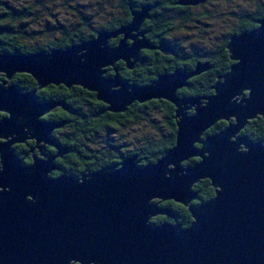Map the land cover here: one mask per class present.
Returning <instances> with one entry per match:
<instances>
[{
    "label": "water",
    "instance_id": "1",
    "mask_svg": "<svg viewBox=\"0 0 264 264\" xmlns=\"http://www.w3.org/2000/svg\"><path fill=\"white\" fill-rule=\"evenodd\" d=\"M150 10L132 11L131 22L119 30L66 50L0 54L2 80L25 74L40 88L80 87L107 106L102 113L123 114L134 103L165 100L175 105L177 120L174 147L154 164L139 167L127 158L80 178L52 177L63 150L50 138L57 126L42 119L61 105L1 85L0 113L6 117L0 119V264H264V142L240 135L249 121L264 119V19L230 38L233 65L201 105L178 98L177 91L205 72V64L190 73L160 75L143 87L117 71L106 77V68L122 61L132 70L140 52L153 49L139 32ZM118 36V45L110 47ZM219 121L228 126L204 136ZM30 139L54 146L58 154L25 165L14 146ZM191 159L198 161L183 165ZM202 180L211 182L215 196L189 208L190 227L150 223L157 216L174 217L154 201L188 206Z\"/></svg>",
    "mask_w": 264,
    "mask_h": 264
},
{
    "label": "trees",
    "instance_id": "2",
    "mask_svg": "<svg viewBox=\"0 0 264 264\" xmlns=\"http://www.w3.org/2000/svg\"><path fill=\"white\" fill-rule=\"evenodd\" d=\"M55 1L57 0H0V54L32 56L39 52L49 54L54 50H66L72 46L96 38L100 32H113L119 30L131 20L129 16L131 7V9L136 10L138 7L145 5L137 0H119L116 2L117 7L112 10L110 9L108 12H99L101 10L95 9L94 13H90L86 5L82 6L79 4V6L82 7L75 8L77 12L76 22H72V24L68 26L63 22V24H58V27L54 26L55 28L44 26L43 30H37L40 28V26H38L34 29L36 30L35 33H32V30L28 32L26 30L28 23L25 20L32 15L33 11H37L36 19H39V11H41L39 9H46L48 5L51 6ZM72 1L73 0L66 1L68 7H70L68 2L73 5ZM180 1L181 0H163L164 5H166V10L160 12L154 10L152 13V17H154L156 22L155 26L162 25V29L165 28L164 31L167 32L166 37L170 36V39L162 36V43L160 41L154 43V45L162 47V57L155 56V54L154 57H147L141 53L134 70H128L124 62L117 63L116 67L118 68V73L121 78L129 84L143 87L153 83L161 74L169 75L175 71L190 73L193 72L198 65L205 64L208 66L205 72L189 79V81H187V86L177 91L178 98L198 100L201 105H204L206 99L214 94L213 87L215 84L224 79L233 65L227 49L230 38L258 27L257 22L264 19V0H254V2L248 3L247 6L237 9L231 8V10L222 13L221 17L225 16L224 19L229 21L226 32L217 37V40L210 44L211 46L209 45L203 48L197 45H193L189 48L185 47L180 43V40L176 37L177 35L173 36L174 28L175 25H177L176 27H178L180 31L192 20L199 22L201 18L213 16L214 12L197 14L192 10L190 11L184 8L178 10L174 9L179 6L178 3ZM149 2H151L150 5L157 3L155 0L148 1V3ZM226 3L231 5L232 0H227ZM204 4H202V6ZM193 16L197 17V19L193 18ZM38 24L41 25V23ZM54 29H57L60 35H54ZM36 33L41 36H46L47 34L45 33H52L51 35H53L52 37L54 40L40 47H29L24 40H26V37L36 35ZM117 44L118 42L114 41L112 45L116 46ZM166 48H168L174 56L170 58L164 56L163 52ZM153 63L155 65L152 68ZM113 75L114 71L111 70V74L107 76L112 77ZM3 77L4 79L1 80L0 86L13 85L22 92L27 93H34L33 91H36L39 100L58 103L62 107H67L70 113L62 111V114H60L61 112L56 114L61 117V120L59 119L60 124H63L65 118H73L74 116L88 118L86 121L92 122L90 118L102 113L107 107L97 100L95 93L88 92L80 87L68 89L64 86L50 85L45 88H40L38 83L29 75L17 74L10 80H7L4 75ZM187 114L193 115L194 108L188 110ZM152 115L161 116L164 119V132L160 135H156V137L140 138L136 141L135 149H132L134 147L129 149L124 145V139L120 140L119 146L118 142L112 143V141H108L105 142V145L102 142L103 157L112 160L109 166L117 167L123 160L135 158V162L138 166L144 167L147 164H154L161 159L166 152L175 145L177 132L176 107L165 100H152L143 104L134 103L128 108L127 112L123 114L103 113V120L99 121V124L101 123V127L107 132H109L107 129L109 127L106 125V118L111 117L116 119L117 125L113 128L117 131L126 121L133 124L142 121L149 123V118L152 117ZM0 118H2V115H0ZM55 121L59 122L57 120ZM231 122H233V120H231ZM107 123H109V120ZM227 126V122L219 121L208 129L204 136L216 135ZM165 131L167 132L165 133ZM71 132L72 134L70 137H73L75 133V137L73 138H76V133H78V131L73 130ZM240 135L247 137L254 143H263L264 119L257 117L249 121L240 132ZM106 143L108 144L106 145ZM16 147L17 146H15V148ZM116 147H119V150L117 149L118 151ZM196 147L200 146L196 145ZM28 148L31 149V145H28ZM28 150L22 151L21 153L20 151H16V154L20 159L25 158L26 160V154L29 152ZM75 151L77 153V150ZM197 161L198 159H191L183 165H191ZM25 163L29 164L27 160ZM61 173H63V171H54L52 177H58ZM193 192L196 195V199L188 206L175 203L174 201H154V203H158L161 208L169 209L174 217L158 216L152 218L150 223L154 226L169 223L181 226L184 229L190 227L193 219L189 208L198 207L211 200L215 196V188L209 180H202L193 186Z\"/></svg>",
    "mask_w": 264,
    "mask_h": 264
},
{
    "label": "flooded vegetation",
    "instance_id": "3",
    "mask_svg": "<svg viewBox=\"0 0 264 264\" xmlns=\"http://www.w3.org/2000/svg\"><path fill=\"white\" fill-rule=\"evenodd\" d=\"M118 1L119 0H116V2H118ZM137 1L142 3V4H145V5L138 7V9H136V10L131 9L132 7L130 8L129 16L131 17V20H132V15H131L132 11H135V12L140 11L142 9V7H150L151 8V10L149 12V18L146 19L142 23L139 32L143 35L144 39L147 41L149 46L153 49L142 50L140 52V55L142 53L147 57H154V54H155V56H161L162 57V47L154 45V43H156L158 41H160L162 43V36L166 37L167 32L164 31L165 28L162 29V25L161 26H155L156 22H155L154 17H152V13L154 10H157L158 12H160L162 10H166V8H165L166 5H164L163 0H155V1H157V3L151 4V5H150L151 2L148 3V1H151V0H137ZM116 2L114 4L113 8L117 7ZM194 7H197V6L184 7V6L179 5L177 8H174V9L178 10V9L184 8L186 10L191 11V10H193ZM131 20L129 21V23L131 22ZM176 26L177 25H175L173 36H175L179 33V30H178L179 28ZM180 31H182V30H180ZM166 38L170 39V36H167ZM121 39H122V36H118L117 38L111 39L109 42L110 47H115L112 45L113 42L117 41L119 43V41ZM182 42H185V41H180V43H182ZM131 43L132 42L130 40H128V44H131ZM163 55L167 56L169 58L171 56H174L172 52H170L169 54L166 53V50H164ZM119 62H122V61H119ZM119 62H117V63H119ZM117 63H115L113 67L106 68V77H109L107 75L111 74V70L114 71V75H115L116 71L118 73V68L116 67ZM154 65L155 64L153 63L152 68ZM135 66H136V64H135ZM135 66H134V69H135ZM134 69H132V70H134ZM132 70H130V71H132ZM118 75H119V73H118ZM120 78H121V76H120ZM121 79L124 80L123 78H121ZM62 111L65 113L66 112L70 113L69 110L67 109V107H62V106L58 107L57 106L50 113L45 115L42 119L45 122H49V123L53 124L54 126H57V127H54L50 133V138H51L52 142L55 145H57L60 149L63 150V155L61 157H56L54 160L55 166L59 169L57 171H63V173H61V175H67V176H73L75 178H80L82 175H86V174H90L92 172L99 171L102 168L112 167V166H109V164H111L110 162H112V160L111 159L108 160L107 157H103L102 141H96L97 136H98L97 134H99L98 132L103 131V128L101 127L102 126L101 123L99 124V121L103 120V118H102L103 113L102 114L99 113V114L93 116L92 118H90L92 122H87L86 120H88V118L75 117V116L73 118H69V117L65 116L69 119L65 118L63 120L64 121L63 124H60L61 117L57 116L56 114H58L60 112H61L60 114H62ZM105 113H109V112H105ZM110 114H112V113H110ZM0 115H2V118H0V119H3L4 117H6V115L4 113H0ZM55 120H57L59 122H56ZM108 120H109V123H107ZM106 125L109 127V128H107L109 130V132L115 131L113 127L115 125H117L116 119L111 118V117L106 118ZM73 130L78 131V133H76V135H77L76 138H73V137H75L74 136L75 133L73 134V137H70L72 134L71 131H73ZM107 144L108 143H106V145ZM28 145H31V149L28 148ZM15 146H17V147L15 148ZM15 146H14V149H18L17 151H20V153L22 151H26L29 149L28 153L33 154L31 156L29 154H26V158H27L26 160L28 161L29 164H26L25 163L26 160H25V158H23V160H24L23 163L25 165L32 164V162H33L32 157H37L40 159H46V158L54 157L58 154V150L54 146L48 145V144H46V145L37 144L36 141L32 140V139L27 140L23 144H19V145H15ZM117 149L119 150V147H116V150ZM75 150H77V153ZM112 152H113V150H112ZM64 173H66V174H64ZM160 217H166V216H160ZM72 264H78V263H72Z\"/></svg>",
    "mask_w": 264,
    "mask_h": 264
},
{
    "label": "rangeland",
    "instance_id": "4",
    "mask_svg": "<svg viewBox=\"0 0 264 264\" xmlns=\"http://www.w3.org/2000/svg\"><path fill=\"white\" fill-rule=\"evenodd\" d=\"M66 1L68 0H57L55 1V3H52L51 6L48 5L46 9H39L41 10L39 11V19H36L37 11H33L32 15L25 20L28 23V26L26 25V30L28 32L32 30L31 32L35 33L36 30L34 29L38 26H40V28H38L37 30H43L44 26H51L52 28H55L58 27V24H63V22L66 26H68L72 24V22L77 21V12L75 8H80L86 5L88 7L87 10L90 13H94L95 9L101 10L99 12H108L110 9H113V6L116 2V0H73V5L68 2L70 5V7H68ZM226 2L227 0H207L203 6L201 4H199L200 6L196 5L197 7H194L192 10L194 13L199 14L203 12H214V15L201 18L199 22L196 20H192L182 28V31H179L176 37L180 41H185L182 42V44L188 48L193 45H197L201 48L207 47L215 40H217V37H219L222 33L226 32V29L228 28L229 21L227 19H224L225 16L221 17V14L231 10V8L237 9L239 7L247 6L248 3H252L254 2V0H232L231 5ZM79 4L82 6H79ZM193 18L197 19V17L195 16H193ZM38 23H41V25H39ZM45 34L47 35L41 36L36 33V35L34 36L26 37V40H24V42L29 47H40L54 40V38L52 37L53 35H51L52 33ZM55 34L60 35V32L57 29H54V35ZM1 80L2 76H0V84ZM33 92L37 98L36 91ZM153 117L156 119V121ZM149 120V123L146 121H142L136 124L126 121L124 122L123 126L118 128L117 131H99L96 141H102L105 145V142H108L110 140L112 141V143L118 142L119 146L120 140L124 139V145H126L129 149L131 147H134L132 149H135L136 141L140 138L156 137V135H160L162 134V132H164V119L161 116L152 115ZM166 132L167 131H165V133ZM17 150L18 149H15V152ZM27 154H29L30 156L33 155L31 153Z\"/></svg>",
    "mask_w": 264,
    "mask_h": 264
},
{
    "label": "bare ground",
    "instance_id": "5",
    "mask_svg": "<svg viewBox=\"0 0 264 264\" xmlns=\"http://www.w3.org/2000/svg\"><path fill=\"white\" fill-rule=\"evenodd\" d=\"M13 78H14V77H13ZM13 78H12V79H13ZM188 81H189V80H188ZM10 83H11V82H10ZM37 98H38V97H37Z\"/></svg>",
    "mask_w": 264,
    "mask_h": 264
}]
</instances>
